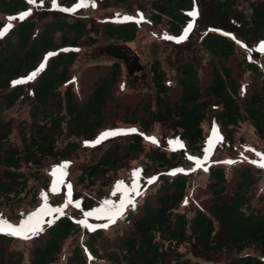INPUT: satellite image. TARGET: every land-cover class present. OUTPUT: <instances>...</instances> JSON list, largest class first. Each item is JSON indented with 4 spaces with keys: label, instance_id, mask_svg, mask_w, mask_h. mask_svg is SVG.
I'll return each instance as SVG.
<instances>
[{
    "label": "trees",
    "instance_id": "16d2710c",
    "mask_svg": "<svg viewBox=\"0 0 264 264\" xmlns=\"http://www.w3.org/2000/svg\"><path fill=\"white\" fill-rule=\"evenodd\" d=\"M75 0H63L72 3ZM117 6L139 5L141 9L151 6V18L160 25L167 19L169 30L179 34L183 27L192 22L195 0H113ZM203 22L208 28L203 34L201 45L212 57L211 81L202 86L199 71L192 63H184L176 68L177 83L181 88L179 98L169 100L170 87L166 85L161 63L155 60L150 66L152 83L157 94V111L152 109V100H144L135 111H129L133 120L127 124H138L144 133L153 126L164 123L177 134L191 153L199 151L205 134L203 123L208 118V107H221L216 118L224 128L226 136L233 139L243 122L249 121L258 137L264 139V72L258 62L243 61L245 71L258 80L253 92L245 99L240 97V83L234 70L226 63L235 55L237 43L252 47L264 41V0H208ZM27 9L25 0H0V13L15 15ZM83 20L66 21L56 18L35 36L36 23L23 22L14 30L16 41L8 39L5 49L0 50V89L10 86L13 80L27 75L39 59L53 53L48 67L41 73L33 93L36 104L31 109L33 119L31 133H21L22 147L8 149L0 157L4 178L0 179V207L19 196L28 182L21 171L23 164L41 168L46 160H65L73 156L78 145L69 142L58 146L63 135L93 140L98 132L111 124L105 120L109 103H114L113 90L119 81L122 66L113 62L108 75L96 82L92 92L83 104L74 100L71 88L63 96L59 89L70 80V70L78 59V52L68 48L91 47L97 43L95 28H87ZM2 24L0 23V28ZM61 33L59 42H54V34ZM107 38L127 43L136 39L138 24L127 19L120 25H108ZM232 36L235 38L233 39ZM24 93L17 87L4 98L3 105L11 107ZM142 111L143 116L139 117ZM128 112V114H129ZM129 119V118H128ZM64 127L66 130L64 131ZM232 128V130L230 129ZM10 126L0 124V150L9 139ZM140 155H144L160 173L157 186V205L144 206L143 213L134 221L129 235L120 241L116 251L108 254L111 264H202L184 259L176 251L188 243H197L205 253L232 252L241 254L253 249L264 258V212L251 205L248 189L253 184L251 169L240 171L239 180L233 193L226 192L227 174L223 169L210 171L211 204L206 212L198 210L190 221L177 208L184 200L189 184L187 174L169 176V172L183 165L177 153L160 151L146 152L144 136L132 134L124 144L116 143L102 154L96 163L85 167L78 182L86 188L101 182L107 185L111 173L127 168ZM78 223L62 216L37 237L39 245L32 251L29 264H54L69 236L78 231ZM101 231L89 233L90 245L100 240ZM14 237L0 235V264H21L22 252L7 253L5 246L11 245ZM68 264H87L82 250L76 247ZM227 264H264V260L254 256H238Z\"/></svg>",
    "mask_w": 264,
    "mask_h": 264
},
{
    "label": "rangeland",
    "instance_id": "374dc122",
    "mask_svg": "<svg viewBox=\"0 0 264 264\" xmlns=\"http://www.w3.org/2000/svg\"><path fill=\"white\" fill-rule=\"evenodd\" d=\"M25 1L28 4V11L25 13L30 14L24 18L37 23V34L56 18L66 21L81 18L87 22V28L97 29V35L92 34L93 37H97V43L93 47L79 48V58L71 68V78L67 86L72 88L77 103H84L96 82L108 75L109 67L116 61L113 57L102 53V48L112 45L127 47L131 54L139 57L145 69L138 73L135 82L134 78L128 75L124 63H121L122 76L113 90L115 102L109 103L105 111V120L111 125L103 127L94 140L86 141L83 138H69L63 135L58 146L64 147L67 142H76L79 145V149L72 157L66 160L48 159L41 168L22 165L21 171L28 185L18 197L12 195L9 203L0 207V227L10 225L17 230L22 226L25 227L13 235L16 239L11 245L5 246L4 257H7V253L11 250L15 253L19 251L24 255L20 263L29 264L34 247L39 245L34 237L45 231L59 217L68 216L78 223L79 229L64 242L54 264H68L76 247L82 250L87 264H111L107 256L115 252L120 241L129 235L133 220L143 213L144 206L157 205L159 194L157 195L156 189L160 173L156 174V165H152L144 155H140L127 168L116 174L111 173L106 186H102L99 181L95 187L86 188L78 182V177L85 167L96 163L109 147L116 143L124 144L134 133L144 135V147L148 153L160 151L167 154L177 153L181 156L183 169L180 172L189 173L190 183L186 199L177 211L185 213L190 221L194 219L196 211L206 212L211 204L212 194L209 188L212 182L209 177L211 167L227 168V193H233L236 189V182L240 177L238 173L252 167L256 174L251 170L253 184L248 189V196L252 207L264 212V168L257 166L261 163V155H264V139L257 136L251 122H243L237 130L230 128L235 136L229 139V135L225 134L226 130L224 131L216 118L221 107L209 106L208 118L203 123L205 138L197 153H191L186 143L164 123L155 124L152 131L146 134L138 124L125 123L133 120V115L129 111L138 109L140 103L148 98L152 100V109L157 111V94L150 71V66L155 60L161 62L166 85L171 89L168 98L172 102H175L181 93L176 72V68L181 64H194L199 71L202 86L205 88L209 85L211 65L215 61L201 45L203 34L206 32L204 23L206 26L209 25L208 22L203 23L205 6L202 2L208 0H195L196 15L190 24L191 28L189 25L182 28L178 35L169 31L167 19L161 25L156 26L152 23L151 6L142 11L135 3L131 6H116L113 0H76L70 5H64L61 0ZM107 3L110 4L109 7H106ZM81 4L84 6H80ZM25 13H19L14 17L16 19L11 21L9 18L13 17L0 13V22L6 27L10 22L11 24L17 22ZM128 16L140 24L136 40L124 43L117 38H107L106 27L109 24H118ZM6 34L2 35L1 41L6 39ZM60 35L61 33L54 34V42H59ZM11 39L12 42L16 41V37ZM262 45L264 41L252 47L237 41L235 55L226 63L233 68L235 77L240 79L241 99L248 97L261 81H257L252 73L245 71L243 61L258 62L264 72ZM49 58L50 56L45 57L34 73L39 72L41 65L45 67ZM31 76L22 81L25 87L33 79H29ZM67 86L59 89L61 96ZM4 92L0 90V96ZM32 104L33 99L26 93L12 110L2 115L4 121L13 120L14 124L10 141L4 145L0 157L5 150L21 148L20 129L27 134L31 133ZM141 116H143L142 111L139 113V117ZM131 129L136 131H129ZM111 132L126 134L103 138V134ZM149 138H153L156 143L151 142ZM3 178L4 173L0 167V179ZM68 185L71 186L70 191ZM110 217L115 220L114 223L111 222ZM31 229L36 231L33 232ZM95 229H100L102 237L95 244L93 243L94 248H92L89 233ZM0 233L8 234L7 230ZM25 236L27 238H22ZM176 253L184 256V259L202 264H227L238 256L262 258L253 249L239 255L227 251L205 253L195 242L181 246ZM179 262L177 264H183Z\"/></svg>",
    "mask_w": 264,
    "mask_h": 264
},
{
    "label": "snow or ice",
    "instance_id": "6c2138e0",
    "mask_svg": "<svg viewBox=\"0 0 264 264\" xmlns=\"http://www.w3.org/2000/svg\"><path fill=\"white\" fill-rule=\"evenodd\" d=\"M30 2H35V0H30ZM80 6H84V5L81 4ZM29 14H30V13H25L24 15H22L21 17H19V19H23L26 15H29ZM190 15H192L193 17H195L196 13L193 12V13H191ZM12 19H16V18H14V17H13V18H9L10 21H11ZM11 27H12V24H11V22H10V23H9L4 29L0 30V35L5 34L7 31H9V30L11 29ZM189 28H191V25H189ZM261 50L264 51V45H262ZM43 67H44V65H41V70L43 69ZM35 75H36V73H33L32 76L29 77V79L34 78ZM129 131H131V132H135L136 130H135V129H131V130H129ZM214 131H215V130H214ZM121 134H126V133H124V132H111V133H105V134H103V138H106V137L109 136V135H121ZM149 139L151 140V142L156 143V141H155L153 138H149ZM97 142H99V141H97ZM257 166H258V167H262V168H264V155H261V163L258 164ZM205 170H207V169H205ZM173 174H174V173H173ZM151 182H152V181H149V183H151ZM67 187L69 188V191H70L71 186L68 185ZM138 194H139V193H138ZM69 202H71V201H69ZM133 207H134V205H133ZM110 219H111V222H113V223L115 222V220L112 219L111 217H110ZM24 227H25V226H22V228H21L20 230H17V229H13V228H11V226L9 225V226H6V227H0V232H4V231L7 230L8 234L16 235V234L18 233V231H22ZM31 230H32L33 232L36 231V229H31ZM22 238H27V237L25 236V237H22Z\"/></svg>",
    "mask_w": 264,
    "mask_h": 264
},
{
    "label": "water",
    "instance_id": "95a60500",
    "mask_svg": "<svg viewBox=\"0 0 264 264\" xmlns=\"http://www.w3.org/2000/svg\"><path fill=\"white\" fill-rule=\"evenodd\" d=\"M129 48H123L122 46H113L105 49L107 54H110L114 58L122 59L126 62L127 68L130 74H133L135 71H141L144 69L139 63L138 56H131L129 54Z\"/></svg>",
    "mask_w": 264,
    "mask_h": 264
}]
</instances>
